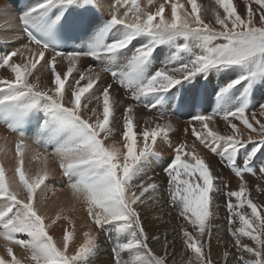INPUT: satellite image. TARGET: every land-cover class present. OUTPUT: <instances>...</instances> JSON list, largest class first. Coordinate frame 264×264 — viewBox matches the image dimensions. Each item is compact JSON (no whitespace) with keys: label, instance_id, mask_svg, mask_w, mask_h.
Listing matches in <instances>:
<instances>
[{"label":"snow or ice","instance_id":"obj_1","mask_svg":"<svg viewBox=\"0 0 264 264\" xmlns=\"http://www.w3.org/2000/svg\"><path fill=\"white\" fill-rule=\"evenodd\" d=\"M149 4L154 10L111 0L101 22L100 0H37L0 25V70L9 73L0 79V123L18 134L11 179L0 162V264H95L102 233L112 241L110 264H264V205L252 195L264 194V160L257 167L264 96L256 99L264 92V0H214L210 19L198 0ZM212 73L227 82L210 113L193 115L199 94L177 86ZM141 106L153 114L138 116ZM172 110L190 115L175 146ZM31 123L41 134L29 143L24 129ZM0 140V152L8 151V137ZM158 140L172 149L163 172L175 223L150 233L143 210L159 202V185L146 168L159 155ZM198 144L231 171L238 188L215 172ZM26 152L43 156L45 165L51 157L67 177L86 212L79 242L63 209L46 223L38 205L49 171L27 175ZM257 173L260 182L250 187L248 177ZM217 195L228 227L227 238L215 235L214 256ZM61 219L71 227L58 244L49 229Z\"/></svg>","mask_w":264,"mask_h":264},{"label":"bare ground","instance_id":"obj_2","mask_svg":"<svg viewBox=\"0 0 264 264\" xmlns=\"http://www.w3.org/2000/svg\"><path fill=\"white\" fill-rule=\"evenodd\" d=\"M102 4V9L100 13V20L102 22L103 18L107 15L108 4L111 0H100ZM140 5L145 8V10H154V5L149 4V0H138ZM161 0H154V4H158ZM235 2L239 3L240 0H235ZM198 3L202 4L205 9H208L206 13V19L211 18V9L215 6L214 0H198ZM241 11H243V7H241ZM19 14H16L12 8L5 2L0 1V24L4 25L7 21L13 20L18 17ZM164 53L167 52L165 48ZM17 61L19 58H14ZM165 56L161 55L158 58L157 64H161L164 62ZM92 63L90 60H84L83 64L87 65ZM58 70H61L65 66H57ZM9 73L4 70H0V79L5 78ZM37 75H40L41 84H44L48 79V74L44 73L41 69ZM105 80H108L109 77L105 75ZM227 82V78H222L221 74L212 73L208 78L198 76L192 84L185 83L183 86L178 85L177 88L180 89L181 92L185 90L195 91L198 93L199 90L205 89L203 94V103L201 109L197 107L192 110V114L198 113H210L212 109L215 107V91L219 90V87ZM204 84V85H201ZM187 87V89H185ZM240 87V86H238ZM242 90V89H241ZM175 91V89L173 90ZM261 96H264V92H258L256 94V99L260 100ZM264 102V101H261ZM142 108V109H141ZM138 116L146 117L153 113H149L147 109H144L142 106L137 109ZM169 115L172 118V121L175 125L176 132L170 134L171 145L175 146L180 140L183 139L182 129L185 126L186 122L190 118L188 111H181L180 115H177L175 110L169 112ZM141 127H143V121L141 120ZM223 127V125H221ZM0 136H6L5 132L0 129ZM117 139L119 137L117 136ZM111 142V141H109ZM0 143H4L3 140H0ZM31 143V142H29ZM8 151L0 152V162L3 163L6 175L9 179H11L15 175V167L16 161L14 159V142L11 138H8L7 141ZM35 148L36 146L33 145ZM197 150L199 153L206 158V161L209 165L215 170V172L219 173L225 181L230 182V186L232 189L238 188V183L231 173V171L227 168H224L219 163V158L213 155L208 149L203 147L202 145H197ZM42 153L43 150L39 149ZM156 151L159 153L157 156H153L146 168V172L148 175L154 176L156 179L159 188L155 193V196L159 202L157 203H148L143 210V217L146 223V227L150 233H162L164 229V225L171 220L172 223H175V210L171 209L167 201L168 197V184L167 177L163 172V169L171 162L172 159V149L171 146L168 147L167 142H161L158 140ZM32 153H25V164L24 170L27 175L35 176L38 173H42L45 167H47L49 171V178L46 181L47 187L44 188L42 192H39V208L41 214H44L47 219L46 223H50L52 219H55L58 213H61V209L64 211L61 215H68L72 220L75 221L76 227V239L77 242L82 238V231L86 230V212L83 206L77 202H74L71 193L68 190V179L67 177L61 174V171L55 161L49 157L47 160V164L45 165V161L43 156L39 157L36 160L32 159ZM260 160H264V156H261L257 161V167H259ZM248 182L250 187H254V185L260 182L259 174L257 173L255 176H249ZM43 187V186H42ZM254 201L264 205V194L253 191L252 193ZM214 211L216 213V218L214 220V239L212 241L213 244V254L215 256L217 249V240L215 235H220L223 238H227V210L224 206V200L219 195L214 198ZM162 208V211L160 209ZM75 209V210H73ZM169 212H172V216L168 215ZM158 217H162V220ZM65 227L70 229L71 226L68 225L67 221L61 219L57 222V224L53 225L49 229V234H51L54 239H56L59 244L62 241V232ZM217 229H219V233H217ZM171 239V235H169ZM3 241H0V254H3ZM99 250L97 256L95 258V264H110V250L112 247V241L106 238L105 234H101L99 237ZM17 255H21L20 251L17 249ZM185 260L187 257L184 258ZM177 264H179V259Z\"/></svg>","mask_w":264,"mask_h":264},{"label":"rangeland","instance_id":"obj_3","mask_svg":"<svg viewBox=\"0 0 264 264\" xmlns=\"http://www.w3.org/2000/svg\"><path fill=\"white\" fill-rule=\"evenodd\" d=\"M1 25V24H0ZM59 66H61V65H59ZM201 85H204V84H201ZM185 89H187V87H185ZM204 92H206L207 93V91L204 89ZM215 102V101H214ZM142 109V108H141ZM168 147H169V145H168Z\"/></svg>","mask_w":264,"mask_h":264}]
</instances>
